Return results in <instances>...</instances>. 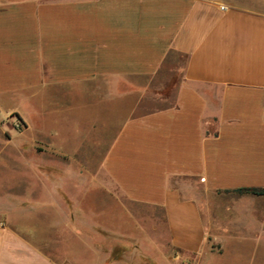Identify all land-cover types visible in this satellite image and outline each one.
Wrapping results in <instances>:
<instances>
[{"label": "crops", "instance_id": "obj_1", "mask_svg": "<svg viewBox=\"0 0 264 264\" xmlns=\"http://www.w3.org/2000/svg\"><path fill=\"white\" fill-rule=\"evenodd\" d=\"M6 99L0 132L19 116L16 138L33 129L31 147L65 159L43 163L53 190L68 183L71 138L103 149L100 185L121 213L148 212L139 238L107 228L111 241L75 245L83 259L3 224L0 179V264H264V194L235 191L264 189V0H0Z\"/></svg>", "mask_w": 264, "mask_h": 264}, {"label": "rangeland", "instance_id": "obj_2", "mask_svg": "<svg viewBox=\"0 0 264 264\" xmlns=\"http://www.w3.org/2000/svg\"><path fill=\"white\" fill-rule=\"evenodd\" d=\"M15 102L6 99L0 109V117H3L5 111L13 107ZM19 106L30 125L33 128L37 127L39 123L37 115L32 110L27 111L26 104H21V101ZM13 128L19 131L23 129L22 124L15 117L13 120H7L4 124V132H0L3 224L10 225L12 218L16 217L19 227L35 229L36 234L33 236L36 241L67 245L73 248L72 251L69 249L71 253L83 259L91 258L92 252L85 250V247L75 245L111 241L106 233L107 228H116L121 233L128 231L131 232L132 238H139L135 229L138 223L144 221L139 217V213L143 215L148 212V209L134 203H125L134 213V217H129L120 212L123 209L122 205L118 206L119 203L110 201L105 187L100 185L103 179L96 169L103 149H88L85 146L84 149H70L73 148L75 139L67 140L65 145L68 149L66 150L72 153L75 160L68 161L70 168L67 170L69 179L66 187L56 186L53 190V186L47 185L43 179V163L49 158L54 159L55 162H64L65 159L55 152L52 154L44 152L40 143H35L31 147L33 129L26 130L25 134L18 135L16 138ZM11 133L15 137L12 143L7 141ZM16 142H18L19 149H14ZM22 144H24L23 147ZM80 161L85 167L83 171L79 169ZM59 172V170L52 171L55 177L59 175ZM49 195L56 197V202H50ZM49 209L65 211L68 218L56 216ZM77 212H82L78 219L75 217ZM152 215L156 216L158 221L163 220L159 210ZM66 220L72 223L67 224ZM96 225L101 227V231L95 228ZM162 240L165 243V237ZM161 252L165 255L169 254L165 244ZM215 264H219L218 260Z\"/></svg>", "mask_w": 264, "mask_h": 264}, {"label": "trees", "instance_id": "obj_3", "mask_svg": "<svg viewBox=\"0 0 264 264\" xmlns=\"http://www.w3.org/2000/svg\"><path fill=\"white\" fill-rule=\"evenodd\" d=\"M18 116V115H17ZM18 120L20 122H22V119L18 116ZM236 192H239V193H242V192H249V193H253V194H264V189H261V188H247V187H244V188H238V189H235Z\"/></svg>", "mask_w": 264, "mask_h": 264}, {"label": "built area", "instance_id": "obj_4", "mask_svg": "<svg viewBox=\"0 0 264 264\" xmlns=\"http://www.w3.org/2000/svg\"><path fill=\"white\" fill-rule=\"evenodd\" d=\"M220 9H221V10H225V9H226V6L223 5V4H221V5H220Z\"/></svg>", "mask_w": 264, "mask_h": 264}]
</instances>
